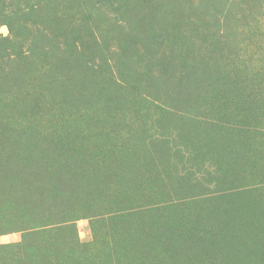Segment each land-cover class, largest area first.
I'll return each mask as SVG.
<instances>
[{
	"label": "rangeland",
	"instance_id": "374dc122",
	"mask_svg": "<svg viewBox=\"0 0 264 264\" xmlns=\"http://www.w3.org/2000/svg\"><path fill=\"white\" fill-rule=\"evenodd\" d=\"M0 264H264V0H0Z\"/></svg>",
	"mask_w": 264,
	"mask_h": 264
}]
</instances>
